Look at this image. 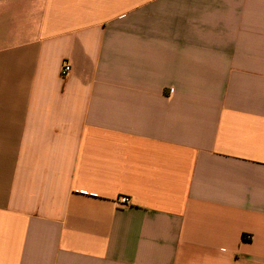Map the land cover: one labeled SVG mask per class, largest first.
I'll return each mask as SVG.
<instances>
[{"label": "crops", "instance_id": "1", "mask_svg": "<svg viewBox=\"0 0 264 264\" xmlns=\"http://www.w3.org/2000/svg\"><path fill=\"white\" fill-rule=\"evenodd\" d=\"M0 264H264V0H0Z\"/></svg>", "mask_w": 264, "mask_h": 264}, {"label": "built area", "instance_id": "2", "mask_svg": "<svg viewBox=\"0 0 264 264\" xmlns=\"http://www.w3.org/2000/svg\"><path fill=\"white\" fill-rule=\"evenodd\" d=\"M70 69H71V67H70L69 62L63 61L62 62V65H61V68H60V75L61 76H66L69 73ZM117 203L120 206L126 205L128 203V197H126V196H119L117 198Z\"/></svg>", "mask_w": 264, "mask_h": 264}]
</instances>
